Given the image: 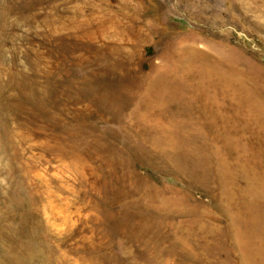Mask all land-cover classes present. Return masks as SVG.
<instances>
[{"label": "rangeland", "instance_id": "374dc122", "mask_svg": "<svg viewBox=\"0 0 264 264\" xmlns=\"http://www.w3.org/2000/svg\"><path fill=\"white\" fill-rule=\"evenodd\" d=\"M262 260L264 0H0V264Z\"/></svg>", "mask_w": 264, "mask_h": 264}, {"label": "bare ground", "instance_id": "6f19581e", "mask_svg": "<svg viewBox=\"0 0 264 264\" xmlns=\"http://www.w3.org/2000/svg\"><path fill=\"white\" fill-rule=\"evenodd\" d=\"M144 8H145V7H144ZM141 9H142V8H141ZM223 56H224V55H223ZM226 56H227V55H226ZM220 57H221V56H220ZM223 60H224V58H223ZM224 61H225V60H224ZM213 68H214V67H213ZM214 69H217V68H214ZM229 69H230V68H229ZM218 70H219V69H218ZM221 71H222V70H221ZM222 73H223V72H222ZM220 74H221V73H220ZM220 74H219V75H220ZM226 74H227V73H226ZM226 74H225V75H226ZM227 75H228V74H227ZM231 75H233V74H231ZM229 77L232 78V76H229ZM222 78H223V76H222ZM220 79H221V78H220ZM221 80H222V79H221ZM229 81H230V80H229ZM156 82H157V81H156ZM226 84H227V83H226ZM150 86H151V85H150ZM167 87H168V86H167ZM166 89H167V88H166ZM154 90H155V89H154ZM156 90H157V89H156ZM156 90H155V91H156ZM159 90H160V89H159ZM169 90H170V89H169ZM173 90H174V89H173ZM152 91H153V90H152ZM161 92H162V91H161ZM172 92H173V91H172ZM155 93H156V92H155ZM165 93H166V91H165ZM174 93H175V91H174ZM174 93H173V94H174ZM176 93H177V92H176ZM158 94H159V93H158ZM160 94H161V93H160ZM160 94H159V95H160ZM170 94H171V93H170ZM167 95H169V94H167ZM161 96H162V95H161ZM162 97H163V96H162ZM149 98H150V99L152 98V97H150V94H149ZM160 98H161V97H160ZM166 98H167V97H166ZM173 98H174V97H173ZM173 98H172V99H173ZM179 98H180V97H179ZM150 99H149V100H150ZM152 99H153V98H152ZM163 99H164V98H163ZM167 99H168V98H167ZM173 100H174V99H173ZM150 101H151V100H150ZM156 101H157V100H156ZM170 101H171V100H170ZM174 101H175V100H174ZM211 101H212V100H211ZM213 101H214V99H213ZM175 102H176V101H175ZM145 103H146V102H145ZM147 103H148V101H147ZM153 103H154V102H153ZM150 104H151V103H150ZM155 104H156V103H155ZM169 134H170V133H169ZM262 261L264 262V260H262ZM258 262H259V261H258ZM262 264H263V263H262Z\"/></svg>", "mask_w": 264, "mask_h": 264}]
</instances>
